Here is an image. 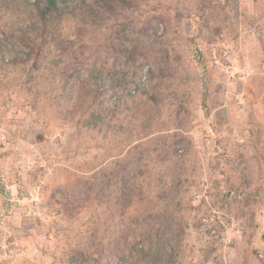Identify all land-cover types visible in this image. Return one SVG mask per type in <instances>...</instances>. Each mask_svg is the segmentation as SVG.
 Masks as SVG:
<instances>
[{"label": "rangeland", "instance_id": "374dc122", "mask_svg": "<svg viewBox=\"0 0 264 264\" xmlns=\"http://www.w3.org/2000/svg\"><path fill=\"white\" fill-rule=\"evenodd\" d=\"M136 3L85 32L95 45L85 57L134 81L115 116L128 145L115 166L102 159L109 132L88 134L67 117L73 90L57 105L42 94L56 45L27 61L21 44L3 47L0 264H81L71 253L82 235L93 252L85 264H106L110 242L97 229L139 216L119 209L116 171L154 178L159 194L154 226L132 231L152 237L135 245L137 264H148L141 251L159 264L161 243L165 264H264V0ZM77 30L63 24L60 46L80 44ZM100 107L93 116L107 121L109 102Z\"/></svg>", "mask_w": 264, "mask_h": 264}, {"label": "trees", "instance_id": "16d2710c", "mask_svg": "<svg viewBox=\"0 0 264 264\" xmlns=\"http://www.w3.org/2000/svg\"><path fill=\"white\" fill-rule=\"evenodd\" d=\"M228 4L230 10L234 2L229 1ZM136 7V0H130V2L128 0H0V54L3 53V47L8 48L7 52H10L21 44L27 52L24 53L20 49L22 52L20 54H23L27 61L33 55L38 56L45 47L48 52L51 45H56V55L49 54V64L53 68L46 74L47 79L42 88L45 92L42 94L48 102L55 105L60 104L67 92L73 90L76 101H73L74 105L68 111L67 117L70 122L77 125V129L80 124H83L88 129V134L109 132L107 139L109 152L105 159L102 157L103 160H107L109 166L120 164L122 161L120 157L128 147V145L123 148L119 146V121L115 116L123 107L122 99L133 97L129 84L134 81L132 78L127 80L124 76L121 78L117 74L104 73L102 71L104 67L95 66V61L85 57L86 53L92 52L95 48L93 41L87 39L85 32L90 30L86 26L95 25L99 30H104L102 25L110 16L116 17L119 10L127 9V12ZM76 14L80 15L81 21L76 18ZM73 21L78 27L77 35L83 34L81 43L69 41L60 46L58 41L61 26ZM112 41V38H106L107 47ZM127 51L128 48H125L124 52ZM76 52L78 55L74 54ZM19 59L20 57L15 62ZM76 74L77 76L82 74L84 78L77 79ZM29 82L30 78L27 77L23 84L26 90ZM137 89L138 86H135V91ZM106 101L109 102L108 111L112 112V117L107 118V121H101L99 116H93V114H99L100 106H103ZM104 110L107 108L102 107V111ZM119 170L123 169L119 168ZM114 175L118 178L117 186L123 188L119 191V209L125 211L135 206L139 216L119 217V231L114 230L113 222L106 225L107 229H97L100 238H108L111 243L108 244L110 248L105 253V263L137 264L135 245L139 242L145 243L152 237L145 232L146 230L137 234L132 231L134 226L142 229V225H146L147 220L150 226H154L150 222L151 217L162 212L161 207L157 208L159 202L157 186L154 184V178L151 180L149 176H146L142 179L140 173L130 178L121 177L120 179L119 171H116ZM107 212L110 216L111 209L108 208V204ZM83 241H87V235H82L76 241L77 245L73 247L71 253L78 257L81 264L87 263L88 257L93 255L90 248H84ZM139 257L145 259L148 264H155L146 258L142 251ZM95 263L94 261L93 264Z\"/></svg>", "mask_w": 264, "mask_h": 264}, {"label": "clouds", "instance_id": "9594fccd", "mask_svg": "<svg viewBox=\"0 0 264 264\" xmlns=\"http://www.w3.org/2000/svg\"><path fill=\"white\" fill-rule=\"evenodd\" d=\"M153 254L158 255L160 257L159 264H165L166 256H165V246L163 243L158 247L153 248Z\"/></svg>", "mask_w": 264, "mask_h": 264}]
</instances>
